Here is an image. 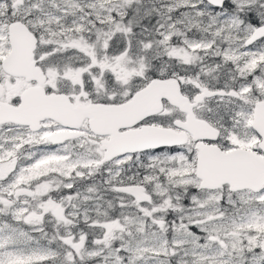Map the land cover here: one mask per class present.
Instances as JSON below:
<instances>
[{
  "label": "snow or ice",
  "instance_id": "1",
  "mask_svg": "<svg viewBox=\"0 0 264 264\" xmlns=\"http://www.w3.org/2000/svg\"><path fill=\"white\" fill-rule=\"evenodd\" d=\"M0 264H264V0H0Z\"/></svg>",
  "mask_w": 264,
  "mask_h": 264
}]
</instances>
